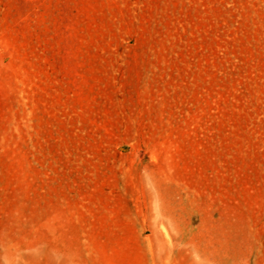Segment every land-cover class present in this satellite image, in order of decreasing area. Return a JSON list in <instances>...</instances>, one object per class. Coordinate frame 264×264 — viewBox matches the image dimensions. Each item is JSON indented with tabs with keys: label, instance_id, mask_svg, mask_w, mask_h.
Returning a JSON list of instances; mask_svg holds the SVG:
<instances>
[{
	"label": "rangeland",
	"instance_id": "obj_1",
	"mask_svg": "<svg viewBox=\"0 0 264 264\" xmlns=\"http://www.w3.org/2000/svg\"><path fill=\"white\" fill-rule=\"evenodd\" d=\"M0 264H264V0H0Z\"/></svg>",
	"mask_w": 264,
	"mask_h": 264
}]
</instances>
